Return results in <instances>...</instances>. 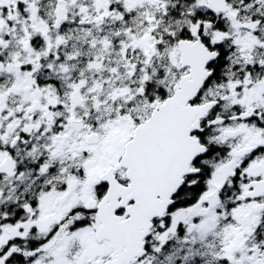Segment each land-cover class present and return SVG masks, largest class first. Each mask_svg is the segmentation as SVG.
Instances as JSON below:
<instances>
[{"label":"snow or ice","instance_id":"obj_1","mask_svg":"<svg viewBox=\"0 0 264 264\" xmlns=\"http://www.w3.org/2000/svg\"><path fill=\"white\" fill-rule=\"evenodd\" d=\"M0 264H264V0H0Z\"/></svg>","mask_w":264,"mask_h":264}]
</instances>
